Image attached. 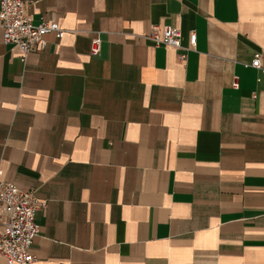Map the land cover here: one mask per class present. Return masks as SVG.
<instances>
[{
    "label": "crops",
    "instance_id": "obj_1",
    "mask_svg": "<svg viewBox=\"0 0 264 264\" xmlns=\"http://www.w3.org/2000/svg\"><path fill=\"white\" fill-rule=\"evenodd\" d=\"M26 1L65 31L23 59L0 25V170L44 202L32 264H264V0Z\"/></svg>",
    "mask_w": 264,
    "mask_h": 264
},
{
    "label": "built area",
    "instance_id": "obj_2",
    "mask_svg": "<svg viewBox=\"0 0 264 264\" xmlns=\"http://www.w3.org/2000/svg\"><path fill=\"white\" fill-rule=\"evenodd\" d=\"M0 25L3 27L4 43L19 47L23 59L31 51L47 46V33L55 32L58 37L65 33L56 21L41 19L35 23L26 0H0ZM147 37L155 46H182V31L172 24H153ZM196 40V33H191V48L195 47ZM101 47L102 39L93 38L91 53L99 54ZM186 56V52L180 54L182 59ZM250 65L262 67L261 52L255 53ZM233 86H239L237 80ZM43 205L44 202L35 196L33 190L22 189L7 181L0 170V257H4L7 264H32L35 261L31 247L40 232L37 211Z\"/></svg>",
    "mask_w": 264,
    "mask_h": 264
}]
</instances>
